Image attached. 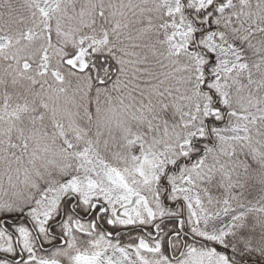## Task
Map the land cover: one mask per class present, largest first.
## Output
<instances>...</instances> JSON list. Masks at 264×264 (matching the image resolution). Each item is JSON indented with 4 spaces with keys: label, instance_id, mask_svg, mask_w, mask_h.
<instances>
[{
    "label": "snow or ice",
    "instance_id": "1",
    "mask_svg": "<svg viewBox=\"0 0 264 264\" xmlns=\"http://www.w3.org/2000/svg\"><path fill=\"white\" fill-rule=\"evenodd\" d=\"M0 264H264V0H0Z\"/></svg>",
    "mask_w": 264,
    "mask_h": 264
}]
</instances>
